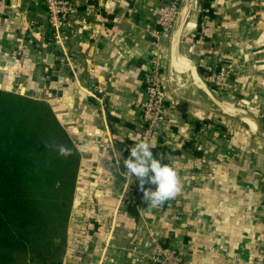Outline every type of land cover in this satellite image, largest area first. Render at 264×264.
<instances>
[{
	"label": "crops",
	"instance_id": "0c3cea01",
	"mask_svg": "<svg viewBox=\"0 0 264 264\" xmlns=\"http://www.w3.org/2000/svg\"><path fill=\"white\" fill-rule=\"evenodd\" d=\"M73 1L76 28L54 47L41 0H0V90L47 105L76 155L60 264H90L109 233V252L126 264H154L152 237L185 264H253L264 251V141L254 135L264 140V0H211L213 15L200 23V0ZM173 3L177 19L154 51L149 30L158 9ZM154 64L166 117L147 142L179 151L165 157L180 191L133 219L126 202L140 186L124 176V150L127 139L141 141L142 74ZM219 64L231 68L223 95L203 80ZM203 119L233 129L246 158L218 142L195 159L185 141L190 121ZM128 232L139 235L131 252L122 250Z\"/></svg>",
	"mask_w": 264,
	"mask_h": 264
},
{
	"label": "trees",
	"instance_id": "16d2710c",
	"mask_svg": "<svg viewBox=\"0 0 264 264\" xmlns=\"http://www.w3.org/2000/svg\"><path fill=\"white\" fill-rule=\"evenodd\" d=\"M210 2L200 0L198 23L203 16L213 15ZM190 124L192 136L186 139L185 147L195 159L204 156L206 146L218 142L236 144L240 158H246L243 139H238L233 129L220 119L191 120ZM60 135L65 137L47 105L0 90V264H14L16 253L28 254L42 264H60L51 251L55 211L51 208L53 202L46 199L70 158L67 155L55 158L54 142ZM135 143L126 140L124 157L130 156ZM152 148L154 155L158 154L167 164L165 152L179 155V151L163 145ZM229 152L222 156L225 162L230 160ZM145 187L155 189L151 184ZM165 205L166 202L161 207ZM147 207L150 206L143 201L140 187L134 190L133 202H126V211L133 219L138 218L139 210Z\"/></svg>",
	"mask_w": 264,
	"mask_h": 264
},
{
	"label": "built area",
	"instance_id": "2783aa9c",
	"mask_svg": "<svg viewBox=\"0 0 264 264\" xmlns=\"http://www.w3.org/2000/svg\"><path fill=\"white\" fill-rule=\"evenodd\" d=\"M47 15L48 29L55 46H64L69 29L76 28V3L73 0H41ZM178 15V6L173 3L158 9L157 16L149 30L152 37V48L157 51L161 47V39L171 32ZM231 69L225 65L214 66L205 75L204 81L214 89L223 91L232 89ZM143 98L138 102L139 121L142 124L141 140L149 141L158 135L166 117L165 93L157 64L144 70L142 74ZM127 244L123 251H134L139 245V235L128 232L125 235ZM115 236L109 233L102 244L98 257L90 264H126V260L117 259L109 252ZM147 254L154 264H182L183 257L169 245H165L160 237L149 239ZM137 250V249H136ZM263 252V253H262ZM264 251H260L258 258Z\"/></svg>",
	"mask_w": 264,
	"mask_h": 264
},
{
	"label": "clouds",
	"instance_id": "9594fccd",
	"mask_svg": "<svg viewBox=\"0 0 264 264\" xmlns=\"http://www.w3.org/2000/svg\"><path fill=\"white\" fill-rule=\"evenodd\" d=\"M60 155H67L71 148L67 145H57ZM114 155H120L113 149ZM127 171L124 176L130 182L131 177L139 182L143 191V201L152 208L162 206L166 201L174 198L180 191V182L176 170L164 163L158 154L153 152L152 145L147 141H139L130 148V156L123 161ZM145 184L155 185V189L146 188Z\"/></svg>",
	"mask_w": 264,
	"mask_h": 264
},
{
	"label": "rangeland",
	"instance_id": "374dc122",
	"mask_svg": "<svg viewBox=\"0 0 264 264\" xmlns=\"http://www.w3.org/2000/svg\"><path fill=\"white\" fill-rule=\"evenodd\" d=\"M205 75L203 76V80H204ZM212 89L214 88L212 87ZM215 91H218L220 95H223L229 90L219 91L215 89ZM254 135L255 137H257L258 141H264L257 134H254ZM54 144L55 146L61 145V144L69 146L68 141L62 135L57 137ZM67 156H69L70 158L69 160L65 162V166L61 170V174H60L61 178L57 180L53 188H50L48 190L47 192L48 194L46 197V199L49 202L50 201L53 202V207L51 206V208L53 211H55L54 218H53V225H52L53 231L51 232L52 234L51 251L53 252V255L57 259L60 258L63 252L64 244H65V239H66L65 226H66L68 211L70 207L69 203L71 199V191H72V184H73L72 178H73L74 170H75L74 161H75L76 155H75L74 150L71 149V152L67 154ZM59 157L64 158L65 155H60L55 147V158L57 159ZM63 202H64V205L62 204ZM127 202H133V201H127ZM263 262H264V254H261L259 258L257 257V259H255L253 264H264ZM14 264H42V263L40 260H37L34 258L32 259L31 256L28 254L16 253Z\"/></svg>",
	"mask_w": 264,
	"mask_h": 264
},
{
	"label": "water",
	"instance_id": "95a60500",
	"mask_svg": "<svg viewBox=\"0 0 264 264\" xmlns=\"http://www.w3.org/2000/svg\"><path fill=\"white\" fill-rule=\"evenodd\" d=\"M32 21H39L40 19L38 17H31Z\"/></svg>",
	"mask_w": 264,
	"mask_h": 264
},
{
	"label": "bare ground",
	"instance_id": "6f19581e",
	"mask_svg": "<svg viewBox=\"0 0 264 264\" xmlns=\"http://www.w3.org/2000/svg\"><path fill=\"white\" fill-rule=\"evenodd\" d=\"M193 22V21H192ZM191 29V28H190Z\"/></svg>",
	"mask_w": 264,
	"mask_h": 264
}]
</instances>
